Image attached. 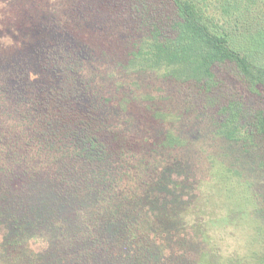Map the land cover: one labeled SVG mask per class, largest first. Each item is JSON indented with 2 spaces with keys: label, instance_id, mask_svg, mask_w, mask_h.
Returning <instances> with one entry per match:
<instances>
[{
  "label": "rangeland",
  "instance_id": "rangeland-1",
  "mask_svg": "<svg viewBox=\"0 0 264 264\" xmlns=\"http://www.w3.org/2000/svg\"><path fill=\"white\" fill-rule=\"evenodd\" d=\"M136 1L0 0V264H264V137L217 140L194 87L125 69ZM183 1L210 29L238 22L242 36L228 32L264 67V0ZM215 71L224 97L264 111L263 86L230 63ZM65 100L128 145L105 191L67 136L49 133ZM168 131L184 147L155 150Z\"/></svg>",
  "mask_w": 264,
  "mask_h": 264
},
{
  "label": "trees",
  "instance_id": "trees-1",
  "mask_svg": "<svg viewBox=\"0 0 264 264\" xmlns=\"http://www.w3.org/2000/svg\"><path fill=\"white\" fill-rule=\"evenodd\" d=\"M155 2L136 1L134 24L141 29V37L133 45L125 69L132 73L152 72L166 81L194 87L196 103L201 105V109L213 113L214 118L218 117L212 132L217 140L248 144L255 137H264V111L248 108L240 99L224 97L226 94L219 88L215 71L221 64L230 63L248 87H264V67L257 60V63L249 60L244 50L247 47L242 42L237 44L228 32L234 27L232 31L236 36L241 35L240 30L235 29L238 22L234 26L210 29L194 5L183 0H162V5H155ZM258 35L263 40L264 29ZM258 49L257 46L254 51ZM65 57L60 56L59 60L65 61ZM66 63L70 65H65V70L71 73L72 64ZM68 98L72 99L69 93ZM60 104L63 105L59 106V115L50 120V135L63 132L67 136L76 157L89 167L91 179H102V183L95 186L105 191L109 187L106 177L113 171L112 164L129 157L128 148H124L128 145L119 140L101 139L94 130L99 119L93 112L85 109L78 114L66 100ZM154 115L161 121L170 116L156 111ZM67 116L80 118L81 122L64 126L63 118ZM64 128L66 130L63 131ZM163 138V141L160 139L155 143V150L176 151L185 145L181 137L170 131ZM82 183L83 179L77 178L76 184Z\"/></svg>",
  "mask_w": 264,
  "mask_h": 264
}]
</instances>
